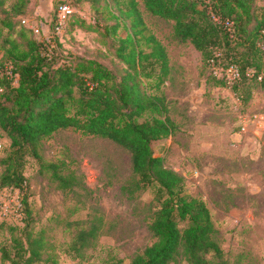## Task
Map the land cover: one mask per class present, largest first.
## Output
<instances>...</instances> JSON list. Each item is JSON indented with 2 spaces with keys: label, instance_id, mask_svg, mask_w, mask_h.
Listing matches in <instances>:
<instances>
[{
  "label": "trees",
  "instance_id": "16d2710c",
  "mask_svg": "<svg viewBox=\"0 0 264 264\" xmlns=\"http://www.w3.org/2000/svg\"><path fill=\"white\" fill-rule=\"evenodd\" d=\"M9 1L0 0V128L11 140L10 152L2 160L5 171L0 187L20 191L22 223L0 221V231L3 225L14 228L11 241L0 246L1 262L48 260L44 258L48 240L44 230L34 228L23 170L27 157L33 156L41 161L42 169L51 171L61 189H72L75 176L61 175L58 164L45 163L39 146L44 137L73 128L108 138L128 150L137 177L129 188L130 197L135 189L152 190L158 204L149 225L156 240L129 264H172L178 256L188 264H227L210 209L202 199L186 194L184 176L155 155L156 146L176 128L163 92L169 58L163 44L148 31L136 0H130L126 8L116 0L119 14L105 0V8L116 19L106 24V34L117 35L121 25L127 30L126 36L117 39V58L126 66L118 71L94 58L64 56L58 39L39 40L22 21L27 0L8 6ZM97 1L95 9H99ZM143 2L152 14L174 20L176 36L190 41L202 53L204 63L234 66L240 82L261 78L264 86V0ZM62 4L67 3L57 5L56 20ZM56 26L57 21L54 31ZM207 81L217 86L227 83L215 75ZM181 223H185L183 228ZM82 224L69 250L74 259L81 260L85 249L95 246L101 229L96 221ZM49 261L57 264L54 258Z\"/></svg>",
  "mask_w": 264,
  "mask_h": 264
},
{
  "label": "rangeland",
  "instance_id": "374dc122",
  "mask_svg": "<svg viewBox=\"0 0 264 264\" xmlns=\"http://www.w3.org/2000/svg\"><path fill=\"white\" fill-rule=\"evenodd\" d=\"M61 1L70 6V12L57 33L53 27ZM129 1L118 0L122 8ZM94 2L27 0L21 17L39 40L58 39L64 56L94 58L114 71L124 69L116 51L117 39L126 36L127 30L121 25L117 35L106 34V24H114L116 19L105 8V0L97 1L99 9ZM108 2L119 14L116 0ZM136 2L148 31L163 44L169 58L163 92L176 128L156 146L155 155L184 176L186 194L202 199L210 209L227 264H264L261 78L240 82L234 69L216 61L204 63L202 53L190 41L176 36L174 20L152 14L143 0ZM210 75L225 78L226 85L207 81ZM239 95L247 100L241 101ZM9 152L10 147L0 143V185L5 171L2 160ZM39 152L45 163L58 164L61 175L75 176L72 189H61L51 171L42 169L41 161L27 157L23 173L33 225L44 230L48 240L44 252L48 260L39 264H53L52 258L57 264H129L154 243L149 225L158 204L152 190L135 189L130 197L129 188L137 177L128 150L108 138L67 128L44 137ZM19 196L18 189L0 187V221L18 223ZM92 221L101 227L97 242L85 249V259H74L69 250L77 227ZM13 230L9 225L1 227L0 246L11 241ZM172 264L188 262L178 256Z\"/></svg>",
  "mask_w": 264,
  "mask_h": 264
},
{
  "label": "built area",
  "instance_id": "2783aa9c",
  "mask_svg": "<svg viewBox=\"0 0 264 264\" xmlns=\"http://www.w3.org/2000/svg\"><path fill=\"white\" fill-rule=\"evenodd\" d=\"M70 12V6L67 5V4H62L59 8H58V22H57V26H56V32L57 33H60L65 24H66V17L68 15V13ZM228 69H234V71L237 73V76L240 77V73H239V70L234 67V66H231L229 67ZM21 203H20V200H19V209H20V214H19V221H18V224H21L22 223V212H21Z\"/></svg>",
  "mask_w": 264,
  "mask_h": 264
},
{
  "label": "crops",
  "instance_id": "0c3cea01",
  "mask_svg": "<svg viewBox=\"0 0 264 264\" xmlns=\"http://www.w3.org/2000/svg\"><path fill=\"white\" fill-rule=\"evenodd\" d=\"M0 143L4 144L5 147H10L11 140L10 138L0 130Z\"/></svg>",
  "mask_w": 264,
  "mask_h": 264
}]
</instances>
